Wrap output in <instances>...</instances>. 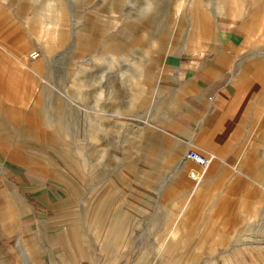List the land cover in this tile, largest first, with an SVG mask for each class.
Segmentation results:
<instances>
[{"label": "rangeland", "instance_id": "obj_1", "mask_svg": "<svg viewBox=\"0 0 264 264\" xmlns=\"http://www.w3.org/2000/svg\"><path fill=\"white\" fill-rule=\"evenodd\" d=\"M173 1L0 0V162H11L17 167L5 170L0 164V181L7 179L12 189L18 186L14 193L0 195V229L4 227L1 218L15 217L18 196L25 197L27 204L23 213L19 210L20 222L31 225L35 239L30 238L40 251L42 264H71L79 250L91 252L96 264H264L263 224L246 225L239 221L240 217L237 222L206 226L207 210L200 217L178 215L194 211L190 202L185 201L193 193L181 192L177 185L192 179V171L203 170L192 160L195 166L186 162L187 173L178 167L189 160L186 142L194 129H199L200 118L206 114L202 110L203 101L195 93L178 87L185 77L192 75L185 64L199 65L192 72L198 79L216 76L217 73L205 70L204 64L220 56L226 60L227 68L221 82L232 75L230 69L236 63L239 79L245 78L247 83L248 78L255 79L243 113L244 124L250 127L249 146H246L253 150L257 145L254 139L262 137L264 132L258 127L264 120V105L259 116L253 115V106L259 103L258 95L264 97V67L259 65L264 60V31L260 35L237 22L233 28L244 50L228 48L224 55L213 50L203 54L178 51L176 47L180 49L187 40L183 37L170 40L167 33L162 34V29L172 24L167 15H177L182 20L190 16L176 13L170 6ZM247 2L257 14L253 17L255 13H250L246 21H253L256 27L263 19L264 26V0ZM90 16L95 23L93 27L103 30L107 25L109 29L91 31L88 36L91 26L87 22L81 48L77 47L73 43L78 28ZM28 27L44 44L49 34L56 48L44 61L43 51L30 45L28 59L33 65L18 67L13 60L33 41ZM43 27H48L49 32L41 30ZM147 37L161 38L176 47L158 55L157 58H164L162 63L147 65L161 71L142 73L140 83L145 91L139 95L137 107L130 108L129 95L136 93L131 88L132 79L137 80L140 65L133 53L143 51L142 39ZM110 38L124 55L109 66L107 58H97L104 52L101 42L108 43ZM167 57L178 58L179 68L169 70ZM240 58L248 67L238 63ZM100 89L112 93L96 101L95 92ZM160 89L163 91L159 92ZM173 94L181 100L179 105L174 104ZM164 105L169 108L161 113ZM146 123L165 131L168 139ZM180 142L185 145L182 158L171 161L170 149ZM257 157L258 154L249 153L250 161ZM256 161L242 162L241 169L249 175L246 180L251 181L257 175V187L264 188V163ZM25 174L27 178L20 177ZM209 186L226 187L219 182ZM244 188L243 183V191L233 190L231 195L244 196ZM42 192H47L48 202L51 194L52 202H43L38 197ZM165 192L174 200L183 201V205L177 207L168 200L165 207ZM247 194L245 199L253 201L258 195V206L264 202L262 191L251 190ZM89 206L97 209L96 215L87 216ZM111 209L115 217L108 218L106 214ZM257 212V221L262 220L259 215L264 209L260 207ZM81 217L87 224H113L106 234H95L96 240L105 244L104 250L100 242L96 244L92 228L80 226ZM79 218L78 223L75 219ZM42 220H46L45 224ZM69 226L78 227L79 241L65 238L59 243H47L49 236ZM171 226L180 230L190 228L193 232L171 235L167 232ZM204 226L217 233L203 232ZM244 228L242 232L225 234L222 239L224 234H218L223 229ZM183 235L188 239L179 241ZM123 236L128 238L126 244L131 248L121 245ZM233 237H240L241 241H229ZM231 243L239 248L224 246ZM45 245L53 253L45 251Z\"/></svg>", "mask_w": 264, "mask_h": 264}, {"label": "crops", "instance_id": "obj_2", "mask_svg": "<svg viewBox=\"0 0 264 264\" xmlns=\"http://www.w3.org/2000/svg\"><path fill=\"white\" fill-rule=\"evenodd\" d=\"M123 1V0H121ZM208 1V2H207ZM205 2V3H204ZM212 2V3H211ZM172 5V6H171ZM171 7H173L174 11L176 13H184L188 14L190 18H182L177 15L169 16L167 15V19L172 21V24L164 25L162 29V34L167 33V35L170 37V40L174 39L177 40L178 37H183L185 40H187V44H183V47L178 49L175 45H172L171 42H165L162 41L161 38H144L142 39L141 45L146 49H155V50H146L143 47L141 48L143 51L136 52L134 54V59L138 60L139 68L137 70V80H133V84H131V88L135 89V92H131V100L128 104L130 108L137 107L138 97L139 95H143V92L145 91L144 86L140 83V77H142V73L148 72H156L155 74H159V71H156L153 68H149L147 65H152L155 63H162L164 58H157L158 55H163L165 53V50H168V48H175L178 51H184L191 54H203L207 50H213L218 55H224L227 52L228 48H234L238 50H242L243 48L238 43L240 41V37L238 32L233 28L237 23L245 25L246 27L250 28L253 31L259 32L260 35H262L264 29V26H262L263 19L261 22L254 27L253 21H246V17L250 16V13H255L253 17L256 16L257 10H254L253 6L249 8V3L247 0H185L181 5H176L175 3L170 4ZM208 11H210L208 13ZM263 18H264V12H263ZM87 22L90 24L91 27H89V33L87 35L89 36L91 31H100L109 29V26L106 25V28L103 27V30L97 29L95 26L94 21L92 20V16L85 19V22L82 27L78 28V31L76 33L74 45L81 48V39L82 35H84L83 31L86 30V24ZM27 32L32 36V42L26 46L18 53L17 59L14 61L13 64L18 67H25V66H32L33 64L28 59V53H29V46L34 45L36 48H39L43 51V58L42 60L47 61L52 51L55 50V45L52 44L48 48L45 46L44 43L41 42L34 34L32 29L29 27L27 28ZM107 32V31H106ZM46 42V41H45ZM101 42L104 48L103 54H100L97 58L98 60H102L104 58H107L106 61L110 66V63L117 62L116 60H119L122 55V51L118 49V47L115 45V43L110 38V41L108 43ZM44 45V47H43ZM90 48V45H89ZM133 50V49H132ZM160 50V51H157ZM163 50V51H161ZM244 50V49H243ZM136 51V50H134ZM258 52L263 53L261 49H257ZM229 55H234V53H228ZM165 57V56H164ZM217 60H207V62L204 64L205 70H207L209 73H217L216 76H205L201 79H198L192 72L194 69H198L197 64H185L187 67H189V72H191L192 75H190L188 78H184V80L178 84V87L187 90L188 92L195 93V95L202 100L204 105V110L206 114L203 116V118H200L199 121V129H194V132L192 133V137L188 139L186 143H188V148H195L199 152H202L204 154L212 155L211 160L208 162V164L205 167L201 168V170H196L191 172L192 179H187V183L180 184L178 183V187L181 189V192H187L188 194L193 193L191 196L185 197L186 202H190V206L192 210L194 211L191 214H178L183 216H196L200 217L204 215L205 210L208 211L207 217L209 220L206 222V226L213 225L217 222H237L240 217V222L246 225H252L253 223H259L264 225V213L259 215L260 219L257 221L258 216V210L261 207L264 209V202H262V205L258 206V195L256 197V200H246L245 197L248 196L247 191L256 190L259 193H263L264 195V188L263 187H257V175L256 177L251 178L252 180H246V178H249V176L246 172H244L241 168L242 162H249V163H257L263 162L264 163V149L261 147H264V132L262 134V137H256L254 139V142H256V147L252 150L251 147H247L248 139H249V125L244 124V109L247 104V100L250 96V89L254 87L255 79L251 80L250 78L247 79L248 83L244 79H239L241 77L240 74H237V71H240L238 66L236 64L233 65V69H230L232 71V75L228 76L223 82L221 80L224 77V73L226 72V60L223 58L221 60L217 56ZM169 64L171 65V68L169 70H174L179 68V62L178 58L176 57H167L165 58ZM238 63L247 65L243 58L238 59ZM183 65V64H182ZM259 65L263 68L264 67V60H262ZM170 67V66H169ZM200 69V67H199ZM202 70V69H200ZM199 70V71H200ZM229 70V69H228ZM203 71V70H202ZM233 71H235V74H233ZM246 77V76H244ZM250 77H252L250 75ZM200 80V81H199ZM220 80V83H219ZM264 80V78H263ZM80 89V88H78ZM143 91V92H142ZM163 91V90H159ZM97 92V93H96ZM95 92V99L96 101L100 100L101 97L105 98L107 95L112 93V90L104 91V90H96ZM161 95V94H160ZM173 99L175 100L174 104L179 105L181 103V100L178 98V96L173 94ZM160 98L163 100L164 98L160 96ZM258 102L253 106V115L259 116L261 112V106L264 105V97L258 95ZM165 100V99H164ZM139 103V102H138ZM98 106V104H97ZM165 107L160 108V112H165L167 108H169L168 105H164ZM160 113V115H161ZM148 126L152 127L149 123H146ZM259 130H264V120L261 121V123L258 124ZM159 136H162L163 138H167L169 134H167L165 131L157 129L152 127ZM152 140V139H151ZM159 141V137L157 139ZM260 142V143H259ZM263 143V144H261ZM243 144V145H242ZM247 145V146H246ZM259 145V146H258ZM179 146V147H178ZM261 146V147H260ZM247 148V149H246ZM170 148H167L168 150ZM185 149V145H183L181 142L179 145H175V147L170 149V160L171 161H177L182 158V153ZM244 149V150H243ZM187 150H186V156H187ZM240 150V151H239ZM252 150V151H251ZM252 154H258L259 157H257L256 160L250 161L249 153ZM187 158H189L187 156ZM190 159V158H189ZM193 161V160H192ZM186 162H191L190 160H185L184 165H178V167L181 168V171L183 173H187V165ZM194 162V161H193ZM191 162V165L195 166V164ZM0 164L5 168V170H9V168L17 169L16 166H13L11 162H4ZM189 166V165H188ZM189 168V167H188ZM195 173L197 177H193L192 174ZM22 178H27V175L20 176ZM251 177V176H250ZM224 183L226 187L219 188L218 186H209V184H217ZM239 182V183H238ZM30 183V182H29ZM243 183L245 184L244 188V196H237L236 197L231 195V192L236 191H243ZM15 184V183H14ZM62 185H65L62 184ZM11 183L7 179H3V181H0V195H4V193L7 194V192H15V189L18 188V186H15V189ZM12 189V191H11ZM72 189V187H71ZM184 189V190H183ZM220 192H223L219 195ZM205 193L207 194L205 196ZM218 193V194H217ZM263 201H264V196ZM38 197L45 202L49 203L52 202L50 199L52 198V195L49 196V202L47 201V192H42ZM78 199V197H77ZM144 199V196H143ZM79 200V199H78ZM169 201L174 202L175 206L181 207L183 204V201L174 200L172 197L167 195L165 192V200H163V204L165 207L168 206ZM1 201H4V199H1ZM184 201V202H185ZM17 212L15 217L13 216L9 220H4L1 218V221L4 225L0 229V264H42V257L40 254V251L37 247H34L35 243H32L30 236L34 238L33 230L30 224L27 223H21L19 215L22 212L23 209L26 208V199L25 197L18 196L17 200L15 201ZM4 204V203H2ZM95 206V205H94ZM93 206H89L87 209V216L91 217L96 215L97 209H92ZM231 209V210H230ZM21 210V212L19 211ZM56 211V210H55ZM89 212V213H88ZM96 212V213H95ZM79 214L81 216L82 210H79ZM175 215V214H174ZM173 215V216H174ZM108 218L115 217V214H112V209L109 213L106 214ZM225 217V218H224ZM231 217H238L237 220H233ZM45 224L46 220H42ZM78 223L80 222L79 219H75ZM81 222H83L81 217ZM90 222V221H89ZM10 223V224H7ZM190 222H183L181 224H189ZM195 223H198V221H195ZM80 226H90L92 228V235L95 234H103L107 233L109 228L113 227V224H93V223H79ZM173 226V224H172ZM171 229L168 232V234H179L182 235L183 233L188 234L190 232H193V229L186 228V229ZM203 228V232L206 233H217L213 229L206 227ZM78 227L76 226H69L64 227L59 232L52 234V236L48 238L47 243L56 242L59 243L65 238H72L76 242L80 239V233L78 231ZM244 229H236L235 231H228L227 229L220 230L218 232L219 235L224 234L222 237H226L227 234H232L233 232H242ZM78 231V232H77ZM95 232V233H94ZM264 232V230H263ZM226 234V235H225ZM170 235V236H171ZM185 236V235H183ZM172 237V236H171ZM128 239L126 236H123V244L126 247L131 248V245L126 244V239ZM188 236L182 237L180 240H187ZM175 239V236H174ZM191 239V238H190ZM96 240V238L94 239ZM37 240L33 241L36 242ZM39 241V240H38ZM229 241H241L240 237H233L232 239H229ZM245 241V239H244ZM98 242L96 240V244L98 245ZM101 243V250H104L105 248L103 245L104 243ZM227 247H237L236 244H229L224 245ZM181 247V246H176ZM186 248V246H182ZM45 251H48L50 253H53L50 251V247L45 245L44 247ZM104 248V249H103ZM143 248V247H141ZM75 254V253H71ZM75 255H79L80 259ZM73 255V258L76 259V261L72 262L71 264H96L95 261H93L91 252L89 251H78V254L76 253ZM97 255V254H96ZM97 257V256H95ZM89 259V260H88Z\"/></svg>", "mask_w": 264, "mask_h": 264}, {"label": "built area", "instance_id": "obj_3", "mask_svg": "<svg viewBox=\"0 0 264 264\" xmlns=\"http://www.w3.org/2000/svg\"><path fill=\"white\" fill-rule=\"evenodd\" d=\"M34 53H32L33 55ZM187 156L195 161L196 163L200 164V165H206L209 160H210V157L205 155L204 153L202 152H199L198 150L196 149H193V148H190L188 151H187Z\"/></svg>", "mask_w": 264, "mask_h": 264}, {"label": "bare ground", "instance_id": "obj_4", "mask_svg": "<svg viewBox=\"0 0 264 264\" xmlns=\"http://www.w3.org/2000/svg\"><path fill=\"white\" fill-rule=\"evenodd\" d=\"M184 1H185V0H174L173 3H175L176 5L179 6V5H181ZM207 2H208V1H207ZM211 3H212V2H211ZM146 4H147V3H146ZM147 5H148V4H147ZM209 12H210V11H208V13H209ZM46 26H47V25H46ZM50 28H51V27H50ZM43 29H44V27H43L41 30H43ZM44 30H46L47 33L49 32V31H48V27H47V29H44ZM45 38H46L45 46L48 48L50 45H52V44H51V39H50L51 37H49V34H47V36H46ZM31 54H32V53H31ZM205 155H206V154H205ZM207 156H209V157H210V160H211L212 155H208V154H207ZM189 160H190V159H189ZM210 160H209V161H210ZM194 163H196V162L194 161ZM196 164H198V163H196ZM207 164H208V163H207ZM207 164H206V165H207ZM199 165H200V164H199ZM206 165H201V166H202V167H205ZM192 176H193V177H197L195 173H193ZM99 235H100V234H99Z\"/></svg>", "mask_w": 264, "mask_h": 264}]
</instances>
